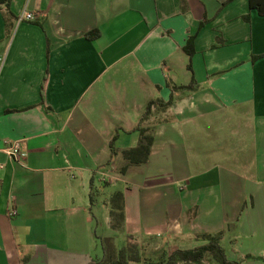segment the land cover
<instances>
[{"label":"crops","instance_id":"0c3cea01","mask_svg":"<svg viewBox=\"0 0 264 264\" xmlns=\"http://www.w3.org/2000/svg\"><path fill=\"white\" fill-rule=\"evenodd\" d=\"M226 1L0 6V264H92L98 237L155 251L218 232L228 260L264 264V16ZM24 9L34 18L18 23ZM188 62L193 89L153 111L147 162L120 173L147 103L167 101L168 83L189 85ZM6 142H19V161ZM91 180L100 205L89 203ZM115 191L121 232L109 226Z\"/></svg>","mask_w":264,"mask_h":264},{"label":"trees","instance_id":"16d2710c","mask_svg":"<svg viewBox=\"0 0 264 264\" xmlns=\"http://www.w3.org/2000/svg\"><path fill=\"white\" fill-rule=\"evenodd\" d=\"M11 0H0V6H3L6 11H9ZM227 0L222 4V7L229 3ZM248 7L255 10L259 16H264V0H248ZM244 19H246L244 17ZM99 32H92L85 34L87 39H94L98 37ZM190 56V55H189ZM187 69L191 73V83L186 86L177 87L176 85L168 87L171 89V94L167 101L162 99L150 100L136 127L135 131L138 132L137 145L134 148L126 149L120 152L121 158L124 162L120 173L124 174L126 169L131 165H143L147 162L150 154V149L153 143V126L145 122L150 120L153 111L163 112L168 109L174 102L173 92L177 89H193L194 80L192 76L191 65L188 62ZM117 139V132L113 134L109 141V147L112 152V157L115 155L114 142ZM95 191L93 180L90 181L88 199L90 205L94 204ZM109 207V226L114 232H121L125 220L124 212V195L121 191H115L111 194L108 200ZM222 233L216 234H197V240L204 243L202 245L180 249L176 248L170 252L157 249L151 251L147 256L144 255L145 248L142 242L137 241L133 236H128L124 245L118 247L115 239L112 236L98 237L101 247L102 255L100 258L94 259L92 264H205L207 260H214L219 264H239L236 261L227 259L224 249L220 245Z\"/></svg>","mask_w":264,"mask_h":264},{"label":"rangeland","instance_id":"374dc122","mask_svg":"<svg viewBox=\"0 0 264 264\" xmlns=\"http://www.w3.org/2000/svg\"><path fill=\"white\" fill-rule=\"evenodd\" d=\"M98 187L96 186L95 187V195H96V201H97V205L99 204H101V196L100 195H98ZM89 191V190H88ZM104 229H105V226L103 225V222L101 221H99V231H100V233L101 232H103L104 231ZM113 237L115 238V243H116V245L118 246V247H120V246H122V245H124V243H125V241H126V238L120 233V234H116V235H113ZM174 238L175 239H177V240H179V237H175L174 236ZM193 238H196L195 237V235L193 236ZM173 241V240H172ZM151 245V243L150 242H148V243H146V244H143V247L145 248V250H144V255L145 256H147V255H149L150 253H151V251H152V246H154L155 244H153L152 246H150ZM174 245H175V243H174V241H173V244H164V246L162 247V250H164V251H166V252H170L173 248L172 247H174ZM151 248H150V247ZM149 248H150V250H149ZM209 262L211 263V264H219V263H217L216 261H214V260H209Z\"/></svg>","mask_w":264,"mask_h":264},{"label":"built area","instance_id":"2783aa9c","mask_svg":"<svg viewBox=\"0 0 264 264\" xmlns=\"http://www.w3.org/2000/svg\"><path fill=\"white\" fill-rule=\"evenodd\" d=\"M33 18H34L33 14L28 13L24 9L20 12V14H18L16 21L20 23L23 20L29 21V20H32ZM5 144L7 146L8 154L13 160L19 161L23 157V155L19 151V142H6ZM16 215H17V211L14 208H11L7 211V216L9 218H12Z\"/></svg>","mask_w":264,"mask_h":264}]
</instances>
